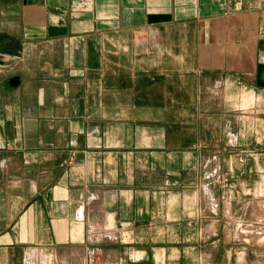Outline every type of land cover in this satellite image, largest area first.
Wrapping results in <instances>:
<instances>
[{"label": "crops", "instance_id": "1", "mask_svg": "<svg viewBox=\"0 0 264 264\" xmlns=\"http://www.w3.org/2000/svg\"><path fill=\"white\" fill-rule=\"evenodd\" d=\"M263 171L264 0H0V264H236Z\"/></svg>", "mask_w": 264, "mask_h": 264}, {"label": "rangeland", "instance_id": "2", "mask_svg": "<svg viewBox=\"0 0 264 264\" xmlns=\"http://www.w3.org/2000/svg\"><path fill=\"white\" fill-rule=\"evenodd\" d=\"M253 177L259 180V175ZM262 183L261 187L251 190L250 206L237 208L231 225L233 234L239 238L232 250L236 264H264V180Z\"/></svg>", "mask_w": 264, "mask_h": 264}, {"label": "water", "instance_id": "3", "mask_svg": "<svg viewBox=\"0 0 264 264\" xmlns=\"http://www.w3.org/2000/svg\"><path fill=\"white\" fill-rule=\"evenodd\" d=\"M17 80H18V78H17V77H14V78L12 79V83H15Z\"/></svg>", "mask_w": 264, "mask_h": 264}]
</instances>
